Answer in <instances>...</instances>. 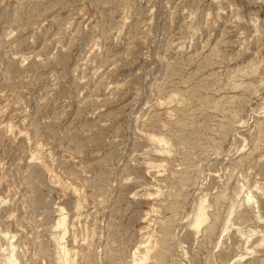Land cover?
I'll list each match as a JSON object with an SVG mask.
<instances>
[{
    "label": "rangeland",
    "instance_id": "1",
    "mask_svg": "<svg viewBox=\"0 0 264 264\" xmlns=\"http://www.w3.org/2000/svg\"><path fill=\"white\" fill-rule=\"evenodd\" d=\"M139 261L264 264V0H0V264Z\"/></svg>",
    "mask_w": 264,
    "mask_h": 264
},
{
    "label": "bare ground",
    "instance_id": "2",
    "mask_svg": "<svg viewBox=\"0 0 264 264\" xmlns=\"http://www.w3.org/2000/svg\"><path fill=\"white\" fill-rule=\"evenodd\" d=\"M160 138H161V137H160ZM160 138H158V139H160ZM163 140H164V139H163ZM158 142H159V141H158ZM163 142H164V141H163ZM165 142H166V141H165ZM161 143H162V142H161ZM164 151H165V150H164ZM36 154H37V153H36ZM36 154H33V155H36ZM35 157H36V156H35ZM203 199H204V198H203ZM200 205H201V204H200ZM200 205H199V206H200ZM203 205H204V204H203ZM203 205L201 206V208L199 207V208H200V209H199L200 211H197V212H199V214H197V215H198V218H196V216H195V219H197V220H196V224H195V226H197V229L200 228L199 226L202 224V222L204 223V222H205V219L207 218V217L205 216L206 213H205V211H204L207 207L205 208V207H204L205 205H204V206H203ZM197 210H198V209H197ZM205 217H206V218H205ZM61 219H62V218H61ZM193 222H194V221H193ZM193 222H192V223H193ZM63 223H64V219H62V221H60V222L58 223V225H59V224L62 225ZM193 224H194V223H193ZM193 226H194V225H193ZM195 228H196V227H195ZM62 246H63V245H62ZM65 248H66V247H65ZM148 248H149V247H148ZM150 248H151V247H150ZM61 251H62V250H61ZM66 251L68 252L67 249H66ZM66 251H65V253H66ZM11 252H12V251H11ZM143 253H144V252H143ZM146 253H147V252H146ZM66 254H67V253H66ZM66 254H65V255H66ZM140 254H141V253H140ZM147 255H149V254H147ZM9 256H10V255H9ZM9 256H8V257H9ZM11 256H12V255H11ZM13 256H14V254H13ZM66 257H67V256H66ZM146 257H147V256H146ZM11 258H12V257H11ZM14 258H15V257H14ZM14 258H13V259H14ZM13 259H12V260H13ZM9 260H11V259H9ZM6 261H7V260H6ZM7 262H9V261H7ZM10 263H11V262H10ZM12 263H13V262H12ZM137 264H144V261H141V262L139 261V263H137Z\"/></svg>",
    "mask_w": 264,
    "mask_h": 264
}]
</instances>
